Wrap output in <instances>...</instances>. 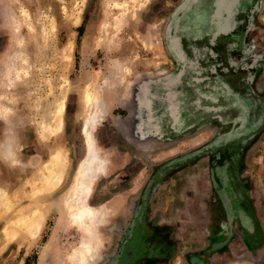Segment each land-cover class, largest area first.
<instances>
[{
    "label": "rangeland",
    "instance_id": "rangeland-1",
    "mask_svg": "<svg viewBox=\"0 0 264 264\" xmlns=\"http://www.w3.org/2000/svg\"><path fill=\"white\" fill-rule=\"evenodd\" d=\"M174 61L205 116L184 129L140 84ZM88 122L94 264H264V0H0V264H70Z\"/></svg>",
    "mask_w": 264,
    "mask_h": 264
},
{
    "label": "bare ground",
    "instance_id": "bare-ground-1",
    "mask_svg": "<svg viewBox=\"0 0 264 264\" xmlns=\"http://www.w3.org/2000/svg\"><path fill=\"white\" fill-rule=\"evenodd\" d=\"M86 100L87 105H89L93 99L87 94ZM105 118L106 111L101 103L97 102L94 106V110L90 119H93V123L97 124L98 121H101ZM89 123L90 122H88V124H85L83 131L86 137L87 147L89 148V152H87L88 156L79 164L74 183L71 186L68 192V196L67 198H65L64 202V204L68 206V221L84 229V231L82 230V240L80 242L79 249L68 258L70 259V264H94L97 259V247L95 246L96 243L93 242V239H95V237L91 232L95 231L94 227L97 226L101 213H97L95 210L89 208L87 206V202L90 198L89 196L91 194L92 183H94L95 180L99 179V177H101L103 174L105 175L107 173V170L105 169L106 162L104 161L102 156L96 152H93L95 154H91L93 148L91 149L90 145L92 144L90 143V135L88 134V129L90 128ZM50 130L53 133L56 132L58 130V125ZM58 163H60L58 155L53 154L51 156V163H49L47 166V171L49 172V175L51 174V177L52 175L54 177V174L58 173L62 168V165ZM47 186L49 187V185ZM84 226H86V228H84Z\"/></svg>",
    "mask_w": 264,
    "mask_h": 264
},
{
    "label": "crops",
    "instance_id": "crops-1",
    "mask_svg": "<svg viewBox=\"0 0 264 264\" xmlns=\"http://www.w3.org/2000/svg\"><path fill=\"white\" fill-rule=\"evenodd\" d=\"M175 50V49H174ZM174 66L177 67V70L169 69L170 72L167 71V75L162 71L161 73H158L156 79H144L140 82V84H156L157 88H164V84H171L172 88V122H173V127L175 126H180V128L184 129L186 128L185 126L189 121L191 123H194L195 121H201L204 119L205 116L201 115H196V109L192 107V84H184L182 82L181 78V73H179L180 70V64L175 65V61L173 62ZM172 73V74H170ZM169 75H171V79H169ZM167 77V80H165ZM182 106H185V109H183L186 112H189V114L192 113V115H184L182 116ZM185 114V113H184ZM190 123V126L192 124ZM235 154H237V150H235ZM235 161H232L230 163V167L228 169V177L229 180L232 181L233 178L238 177V171L239 167H237L234 163Z\"/></svg>",
    "mask_w": 264,
    "mask_h": 264
},
{
    "label": "snow or ice",
    "instance_id": "snow-or-ice-1",
    "mask_svg": "<svg viewBox=\"0 0 264 264\" xmlns=\"http://www.w3.org/2000/svg\"><path fill=\"white\" fill-rule=\"evenodd\" d=\"M151 95V93H149V96Z\"/></svg>",
    "mask_w": 264,
    "mask_h": 264
}]
</instances>
